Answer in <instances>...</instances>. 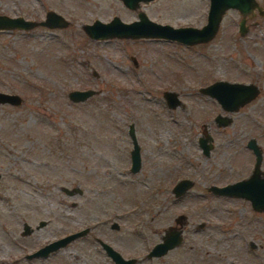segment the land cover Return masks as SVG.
Masks as SVG:
<instances>
[{"label":"rangeland","instance_id":"rangeland-1","mask_svg":"<svg viewBox=\"0 0 264 264\" xmlns=\"http://www.w3.org/2000/svg\"><path fill=\"white\" fill-rule=\"evenodd\" d=\"M257 2L262 13L245 15L244 33L242 14L228 9L209 41L184 45L93 39L83 24L114 15L130 22L143 10L160 23L198 27L208 0H150L134 9L121 0H0V13L38 22L54 10L68 20L64 27L0 30V91L21 99L0 103V264H108L95 237L143 253L171 228L182 244L155 264H264V211L207 189L248 176L251 137L264 171V0ZM217 79L254 81L259 92L226 112L198 90ZM88 88L94 93L85 100L68 97ZM164 91L179 103L169 107ZM217 113L228 114L226 125H216ZM130 123L140 146L136 172ZM208 133L212 146L204 154L198 137ZM182 178L191 186L176 196L172 187ZM76 187L80 193L65 191ZM86 226L47 256L26 257Z\"/></svg>","mask_w":264,"mask_h":264},{"label":"water","instance_id":"water-1","mask_svg":"<svg viewBox=\"0 0 264 264\" xmlns=\"http://www.w3.org/2000/svg\"><path fill=\"white\" fill-rule=\"evenodd\" d=\"M122 3L134 9L139 2H147L150 0H121ZM228 9H236L242 14V18L238 23V31L242 34L246 30L245 15L254 9L262 13V7L257 0H208V9L206 21L201 26L182 25L174 26L169 23H160L152 20L147 16L145 11H137V19L130 22L122 21L117 15H114L109 21L103 22L99 19H94L91 23L83 24V29L90 38H162L169 41H175L184 45H193L209 41L217 32L221 23L222 16ZM35 24L44 25L47 27H64L68 24V20L54 10H47L44 18L38 22L24 18L23 16L8 15L0 13V30L8 29H30ZM200 91L213 96L220 104L221 108L233 112L246 102L253 99L259 89L254 83H243L236 81H228L218 79L207 86L201 87ZM94 93L93 89H73L68 92V97L73 101H82ZM164 99L169 107H174L179 103V99L174 91H164ZM20 96L15 93L0 91V103L18 104ZM230 119L227 115L217 114L215 121L219 125H226ZM128 134L131 138L132 149L130 150V171L136 172L140 168L141 156L140 148L136 139L134 124L128 126ZM212 137L200 136L198 144L204 154H208L212 146ZM247 146L251 148L255 154L254 165L248 176L226 183L224 185H211L209 188L216 194L238 196L248 199L251 207L257 211H264V171L260 169L262 162V150L259 147L256 139L251 137L247 141ZM191 186V181L188 178H182L177 181L172 191L178 196L184 193ZM67 193H80L81 190L76 187L73 190L65 189ZM74 204V203H73ZM182 216V215H179ZM45 221L38 222V226L44 225ZM111 227L117 228L118 224L114 221ZM23 232L29 233L30 226L23 223ZM87 228L74 231L63 237H59L49 243L43 244L35 251L28 253L27 258L35 256H47L51 251H55L60 246L65 245L73 238L83 235ZM182 240L179 230L173 228L166 230L161 240L158 241L150 250L149 255H160L168 249L178 245ZM99 243H103L108 253L113 256L117 264H131L132 260H124L120 254L114 251L106 241L99 239ZM253 247L254 244L250 243Z\"/></svg>","mask_w":264,"mask_h":264},{"label":"flooded vegetation","instance_id":"flooded-vegetation-1","mask_svg":"<svg viewBox=\"0 0 264 264\" xmlns=\"http://www.w3.org/2000/svg\"><path fill=\"white\" fill-rule=\"evenodd\" d=\"M218 80V79H217ZM224 80H226V79H224ZM214 81H216V80H214ZM214 81H212V82H214ZM235 81V80H234ZM212 82H210V83H212ZM236 82H243V83H254V84H256L254 81H236ZM210 83H208V84H210ZM208 84H206V85H204V86H207ZM257 85V84H256ZM204 86H200L199 88H198V90H199V92L201 93V91H200V88L201 87H204ZM257 87H258V85H257ZM203 93V92H202ZM204 94H206V93H204ZM207 95H209V94H207ZM209 96H211V95H209ZM211 97H213V96H211ZM214 98V97H213ZM215 99V98H214ZM216 100V99H215ZM217 101V100H216ZM218 103V102H217ZM220 105V104H219ZM221 107V106H220ZM224 110V109H223ZM224 111H226V110H224ZM227 112V111H226ZM217 114H221V115H225V114H223V113H217ZM217 114H215V116L213 117V121L216 123V125L217 126H220L216 121H215V117H216V115ZM228 115V114H227ZM208 135H210V133H208ZM207 134L206 135H203V136H208ZM211 136V135H210ZM200 137V136H199ZM198 137V138H199ZM248 141V140H247ZM247 141H246V146H247ZM133 146V145H132ZM248 147V146H247ZM139 148H140V146H139ZM249 148V147H248ZM250 150H251V148H249ZM252 151V150H251ZM252 153H253V151H252ZM141 156V155H140ZM253 157H254V159H253V165H254V161H255V154L253 153ZM263 158V157H262ZM253 167V166H252ZM263 171V170H262ZM249 175V174H248ZM212 185H216V184H212ZM174 186V185H173ZM211 186V185H210ZM209 186V187H210ZM207 188L209 191H211L210 190V188ZM173 188V187H172ZM212 193H214L213 191H211ZM214 194H216V193H214ZM217 195H222V194H217ZM63 201V200H62ZM74 203V204H73ZM68 204H70V205H74V206H76L77 205V202L76 201H71V202H68ZM114 222V221H113ZM84 228H87V232L90 230V227H88V226H86V227H84ZM113 228V227H112ZM118 228V227H117ZM86 232V233H87ZM95 240L98 242L97 243V245L95 246V248L96 247H98V249H97V251H99V252H101L103 255H104V257L106 258V260H107V262H108V264H117V262L114 260V258H113V256H111L109 253H108V251L106 250V248L104 247V245H103V243H99V240L95 237ZM160 241V240H159ZM107 242V241H106ZM158 242V241H157ZM157 242H155V243H152L150 246H149V248L148 249H146V250H144V252L143 253H140V251L141 250H133V252H131V253H129V252H123L120 248H118L117 246H116V244L115 243H106V244H108L114 251H116V252H118L119 254H120V256L124 259V260H132V262H131V264H155L156 262H157V260H159V259H161L163 256H165V255H167L170 251H172L173 249H175L177 246H179V245H181L182 243H179L178 245H176V246H174V247H172V248H170V249H168L165 253H163V254H160V255H149V253H150V250L153 248V246L157 243ZM140 245H142V243H140ZM143 250V249H142ZM27 254V253H26ZM233 264H238V263H233Z\"/></svg>","mask_w":264,"mask_h":264}]
</instances>
